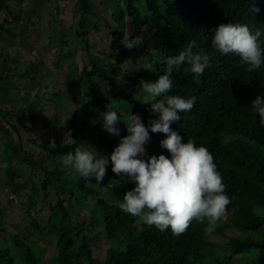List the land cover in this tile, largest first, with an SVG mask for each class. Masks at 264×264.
Returning <instances> with one entry per match:
<instances>
[{"label":"trees","instance_id":"obj_1","mask_svg":"<svg viewBox=\"0 0 264 264\" xmlns=\"http://www.w3.org/2000/svg\"><path fill=\"white\" fill-rule=\"evenodd\" d=\"M47 1L34 0L35 11ZM78 1L85 8L83 14L92 12L86 0ZM100 4L98 14L110 36L112 55H125L135 65L146 62L151 73L144 82H155L164 73L163 58L178 54L189 40H196L201 48L212 52L211 30L221 23L246 24L253 30H264V0L256 4L260 8L258 13L249 11V0H100ZM10 14L14 13L9 0H0V40L8 32ZM76 37L83 42L89 65L79 67L73 53L63 48L58 60V66L72 60L70 66L76 71V81L69 89L72 102L92 100L100 109L97 114L105 112L107 104L94 86V79L100 78L114 90L115 100L126 108L124 112L123 108L113 109L122 118L130 112L139 114L145 125L155 119L150 106L141 103L145 94L135 80L136 74L128 70L119 72L113 62L94 53L83 21ZM134 37L140 41L136 48H126L123 44ZM60 40L66 48L71 44L65 36ZM261 42L264 47V36ZM37 64L20 66L16 57L0 49V135L6 138L2 169L12 183V195L27 205L28 221V240L20 239L4 228L6 215L0 212V264H233L237 255H244L250 264H264V127L250 106L256 95H264V67L247 72L237 57L216 54L213 66L199 78L185 73L184 66L173 73L169 94L194 96L196 102L190 112L181 113L180 121L170 127L184 142L192 139L197 146L207 147L230 200L211 232L206 220H193L184 233L173 235L170 230L160 232L120 210V201L135 185L113 173L111 164L102 185L108 184L112 202L102 197L100 185L93 187L75 174L48 165L49 159L74 152L77 146L94 144L97 151L108 155L120 137L106 135L101 122H96V135L86 138L82 133L90 127L87 119L62 124L59 107L47 108L44 101L28 100L16 107L13 101L19 89L15 82L26 78L36 81L38 75L33 70ZM39 122L59 138L53 141L33 136L35 131L30 124ZM23 133L39 149L37 153L26 151ZM65 134L68 137L63 139ZM127 134L122 122L120 136ZM150 136L147 154L168 156L160 145L165 134ZM22 164L30 168L26 176L22 175ZM89 199L94 208L87 219H80V209ZM37 201L46 204L48 213H41L43 218L34 211ZM96 227L102 230L97 231ZM101 232L110 243L103 256L97 254ZM52 238L56 251L50 255L47 244ZM225 247L228 253L223 251Z\"/></svg>","mask_w":264,"mask_h":264},{"label":"clouds","instance_id":"obj_2","mask_svg":"<svg viewBox=\"0 0 264 264\" xmlns=\"http://www.w3.org/2000/svg\"><path fill=\"white\" fill-rule=\"evenodd\" d=\"M258 2L249 0L251 13L260 11L256 6ZM211 33L212 52L205 51L196 40H189L178 54L163 58L165 70L155 82L141 81L140 88L145 94L141 103L150 106V112L156 114L155 119L145 125L139 114L130 112L122 118L113 110L111 102L101 114V126L107 133L120 137L112 152L105 155L90 145L77 146L61 160L73 174L85 181L94 180L96 184H101L111 164L113 173L126 177L135 185L120 201V210L160 232L170 230L173 235L184 233L193 220H206L207 230L211 232L230 203L222 176L207 147L197 146L192 139L184 142L170 127L180 121L181 113L190 112L196 102L194 96L185 98L169 94L173 88V73L184 66L185 73L199 78L213 66L216 54L237 57L239 65L247 72L264 67L261 42L264 30H253L246 24L221 23ZM139 42L134 37L123 45L132 49ZM250 106L264 127V95H256ZM118 121L126 125L127 135L120 136ZM150 133L165 134L160 145L167 150L168 156L147 154Z\"/></svg>","mask_w":264,"mask_h":264},{"label":"rangeland","instance_id":"obj_3","mask_svg":"<svg viewBox=\"0 0 264 264\" xmlns=\"http://www.w3.org/2000/svg\"><path fill=\"white\" fill-rule=\"evenodd\" d=\"M34 0H9V4L12 7L13 13L9 15L10 23L6 25L8 32L0 40V49L3 53H9L13 57L18 59L20 66H30L32 62L38 63L33 70L36 73L37 80L32 81L28 78L15 82L18 87V92L15 95L13 103L16 107H19L28 100H40L44 101L45 106L48 108L52 105L59 107V114L62 117V124L64 121L80 122L87 119L90 123V127L86 129L82 135L86 138L94 137L97 133L94 124L101 122V114L99 107L92 100H86L79 104L72 102L70 96V86L76 81V71L73 66H70L72 60H68L66 64H60L59 58L62 56L61 53L67 49L73 53L75 63L82 67L83 65H89V58L84 50L83 42L80 38L76 37V32L79 28V23L84 22L85 29L89 31V43L94 46V53H101V57L104 61L108 60L116 65V69L119 72H125L126 70L136 74V82L141 84V81H145L146 76L151 73L148 69L147 63L143 62L141 65L132 64L128 57L122 54L111 53L109 47L110 36L104 30L99 11L101 10L100 0H86L92 7V12L83 14L85 8L80 5L78 0H49L42 2L38 11H35L33 4ZM113 2V0H112ZM142 7V6H141ZM15 16L18 19H14ZM65 36L67 40H70L71 44L68 48L62 46L60 39ZM63 48V49H62ZM33 69V68H32ZM23 71V67H21ZM121 82H125L121 79ZM94 86L98 96L108 105L113 103L114 108L121 109L126 108L120 104L116 98H114V90L108 87L107 83L100 78L94 79ZM60 93L58 96L57 94ZM143 93V92H142ZM126 113L124 117L127 115ZM12 121V120H11ZM30 124V123H29ZM7 125V124H6ZM8 126V125H7ZM34 129L33 136L38 137H49L51 140L56 141L59 136L53 132L45 129L42 124L34 123L30 124ZM118 126L121 129L122 122L118 121ZM102 132L109 135L111 138L115 136L107 133L102 127ZM59 131V129H58ZM23 140L25 143L26 151L37 153L38 148L34 147L28 140V136L23 133ZM17 139V136L14 135ZM63 139L67 138V134L61 136ZM6 141L3 134L0 135V165L4 164L5 156L2 152V147ZM92 147L96 145L91 144ZM62 157L51 158L48 160V165L58 171H63L66 174L73 175V172L65 168L61 163ZM21 169L23 170L24 176L29 174L30 168L22 164ZM24 176L21 178L23 180ZM125 180V178H124ZM93 187L100 185L103 193L102 197L106 198L110 202L114 201V198L108 193V184H96L94 180L88 181ZM12 183L9 182L5 175L2 167H0V212L5 216L4 228L17 234L20 239L28 240V230L26 226L27 221V205L24 200L19 198L16 199L11 192ZM101 190V191H102ZM53 193V191H52ZM14 197V198H13ZM42 201H37L34 211L39 212L37 217L43 218L41 213L45 215L48 213L45 208L46 204H42ZM94 208L93 201L89 199L86 204L80 209L79 217L86 219L90 216V211ZM36 212V213H37ZM74 213V217L78 218L77 214ZM216 226V225H215ZM97 231H101L102 228L96 227ZM91 235V234H90ZM54 239L48 242L47 246L50 255H53L56 251L54 246ZM109 240L101 232L98 240V255H104L109 248ZM228 253L227 247L223 250ZM233 264H250L244 255L235 256Z\"/></svg>","mask_w":264,"mask_h":264}]
</instances>
